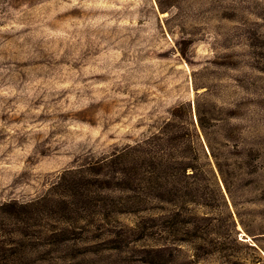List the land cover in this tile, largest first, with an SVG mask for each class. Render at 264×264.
I'll list each match as a JSON object with an SVG mask.
<instances>
[{"label":"rangeland","instance_id":"rangeland-1","mask_svg":"<svg viewBox=\"0 0 264 264\" xmlns=\"http://www.w3.org/2000/svg\"><path fill=\"white\" fill-rule=\"evenodd\" d=\"M0 264H264V0H0Z\"/></svg>","mask_w":264,"mask_h":264}]
</instances>
